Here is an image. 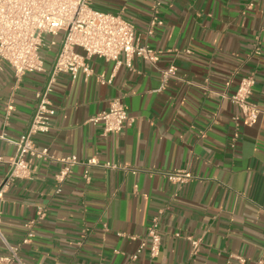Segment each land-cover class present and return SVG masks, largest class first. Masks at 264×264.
Masks as SVG:
<instances>
[{"label":"crops","instance_id":"1","mask_svg":"<svg viewBox=\"0 0 264 264\" xmlns=\"http://www.w3.org/2000/svg\"><path fill=\"white\" fill-rule=\"evenodd\" d=\"M91 2L130 21L159 60L137 57L128 67L124 56L121 65L92 57L91 76L57 77L49 96L57 115L48 133L34 137L51 159L34 160L30 179L9 183L11 167L0 164V229L7 242L30 264H129L157 219L158 257L147 246L133 264H264V0ZM154 19L160 24L152 26ZM57 40L41 51L46 72L17 77L0 61L6 161L18 156L12 142L32 125L62 37ZM251 74L261 114L254 125L239 127L234 143L237 110L223 95H233ZM114 99L132 121L105 134L94 119ZM69 156L81 164L60 184L61 160ZM92 158L119 168L92 167L87 182L84 163ZM171 173L187 179L174 182ZM38 207L46 210L41 221ZM192 241L200 242L197 251ZM8 254L0 243V255Z\"/></svg>","mask_w":264,"mask_h":264},{"label":"built area","instance_id":"2","mask_svg":"<svg viewBox=\"0 0 264 264\" xmlns=\"http://www.w3.org/2000/svg\"><path fill=\"white\" fill-rule=\"evenodd\" d=\"M160 24L154 19L152 26ZM61 36V46L56 61L50 71V80L46 88L37 93L39 100L32 125L19 141L12 142L1 136L2 139L12 142L18 147V156L12 161H6L0 155V164H9L11 172L7 183L15 180L30 179L34 171V160H49L48 149L40 150L36 147L34 137L48 133L51 130L53 118L57 110L53 108L49 96L53 91V84L62 74H70L76 79L80 73L86 77L92 75L88 60L99 57L121 65V57H125V64L131 67L133 58H141L155 64L158 54L147 44L141 43L135 26L121 14L102 11L92 5L91 0H0V61L6 63L17 77L28 73L46 72L45 62L41 51L47 46H55ZM48 37L50 39H48ZM82 49L80 54L76 49ZM174 72L171 67L164 74L165 78ZM103 81L104 77L101 76ZM108 83L111 81L108 80ZM256 79L254 75H245L237 91L230 97L226 94L237 110L233 121L236 123L234 143L239 140V127L252 126L257 123L261 110L253 101ZM128 109L121 99H114L107 111L101 113L94 122H102L105 134H116L131 123ZM64 168L57 179L61 184L71 174L75 165L81 164L76 157L69 156L61 160ZM85 180L90 181L89 169L103 167L118 169L114 163H100L97 158L88 160ZM125 169V168H124ZM137 171L134 170L133 173ZM170 180L183 183L187 175L182 173L168 174ZM46 216L43 207L37 208V221ZM35 222V221H34ZM33 223L26 227L33 228ZM33 238L30 232L23 244ZM0 243L8 250V255H0V264H30L23 261L19 255V246L10 245L0 229ZM162 243L160 225L157 219L147 229V235L141 242L136 254L130 257V263L137 261L144 248L149 247L151 258L158 257ZM199 241H192L194 251L199 248Z\"/></svg>","mask_w":264,"mask_h":264}]
</instances>
